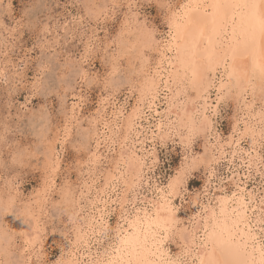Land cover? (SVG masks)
<instances>
[{"label":"rangeland","instance_id":"rangeland-1","mask_svg":"<svg viewBox=\"0 0 264 264\" xmlns=\"http://www.w3.org/2000/svg\"><path fill=\"white\" fill-rule=\"evenodd\" d=\"M166 2L0 0V230L3 233L0 232L6 237L0 240V264L16 263L21 251L28 256L25 264L59 262L74 238L75 225L87 212L86 205L96 195L95 190L101 188L103 176L120 153L128 155L131 140L122 139L121 119L138 100L143 72L139 69L141 60L135 58L138 49H124L118 42L125 37L128 41L137 37L133 28L140 24L163 40L169 30V9L177 7L181 0ZM143 53L148 56V50ZM153 58L149 54L151 63L155 61ZM211 91L214 104L215 91ZM165 92H160L161 100H157L161 120L165 116ZM259 95L255 106L264 111V90ZM100 100L109 104L104 110L105 137L100 134L105 140L97 148L87 120L99 110ZM240 111L233 97L221 101L215 113L209 111L212 127L209 143L203 132L183 139L184 128L178 134L171 128L176 122L167 125L173 119L171 115L167 124L162 122V137L160 133L153 136L150 130H155L153 125L160 116L146 114L147 120L141 121L145 128L137 136L139 142L134 148L149 155L150 168L136 190L134 203L129 202V212L136 207L147 208L156 197V188L166 185L181 169L184 183L181 193L172 201L179 227L181 223L188 225L192 214L209 197L224 191L229 193L232 179L244 187V192H256L257 200L264 198V138L253 146L244 137H238L237 144L228 142L234 119L242 114ZM211 144L223 145L220 157L209 165L197 161L195 168H187L185 163L205 156V147ZM50 150L51 159L47 157ZM246 151L255 157L250 159ZM216 156H219L217 149ZM120 188L124 189L117 187L115 192L121 191ZM69 189L74 198L82 192L81 210L77 213L74 201L64 194ZM196 196L200 198L194 208L192 201ZM30 204L37 218L35 229L31 227L33 218L25 219L21 212L23 206ZM114 206L108 211L110 226L116 221ZM22 223L31 227L26 234ZM111 231L104 236L101 246L93 245L97 252L112 241ZM251 236L264 244V226L255 228ZM163 246L174 256L180 250L179 239L174 234L165 239ZM8 253L10 260L6 261Z\"/></svg>","mask_w":264,"mask_h":264},{"label":"bare ground","instance_id":"bare-ground-1","mask_svg":"<svg viewBox=\"0 0 264 264\" xmlns=\"http://www.w3.org/2000/svg\"><path fill=\"white\" fill-rule=\"evenodd\" d=\"M169 11V30L163 40L157 39L152 31L140 24L133 28L137 37L129 41L125 37L118 42L124 49H138L140 56L135 58L141 60L140 62L138 59L139 69L143 72L138 100L133 109L121 119L122 139L131 140L130 151L128 155L120 153L114 159L111 169L103 176L101 188L95 190L96 195L86 205V214L75 225L74 238L56 264H264V244L250 237V232L259 228L261 218L264 217V207H261L264 198L257 200L256 192H244V187L237 180L232 179L229 193L221 191L222 194L209 197L207 203L200 202L202 208L192 214L194 216L188 220V225L181 223L179 227L172 209L173 198L181 193L184 183L182 169L171 176L166 185L156 188V197L149 201L147 208L136 207L129 212V202L134 203L136 190L150 168L149 155L140 154L134 148L135 143L139 142L137 136L145 128L141 121L147 120L146 114L151 117L160 116L153 125L155 130H150L153 136L159 135L164 124L162 122L169 120L171 115L173 119L166 124L176 122V126L172 125L171 128L176 129L178 134L184 128L186 135H183V139L195 132H203L206 136L204 139L208 142L212 130L209 111L215 113L221 101L233 97L236 109L241 110L242 114L234 119L228 142L237 144L238 137H244L247 144L253 146L264 138V111L255 106V101L259 98L257 95L264 90V40L261 39L260 19V14L264 11V0H181L177 7ZM224 15H227L229 21L226 34L223 29L218 26L214 28L213 25L214 19L219 20ZM130 22L126 23L128 29ZM146 50L148 56L143 53ZM149 54L155 56L153 63L149 60ZM211 89L215 91L212 98L214 104L210 99ZM162 91H166L163 120L157 107ZM106 104H109L108 101L100 100L99 110L92 119L89 116L90 120H87L90 122L91 138H94L96 147L101 140H105L101 137H105ZM100 134L103 135L100 137ZM207 146H204L205 156L193 158L191 163L187 161V168L193 167L197 161L209 165L223 153V145ZM235 147L237 146H234V151ZM216 149L219 156H216ZM50 151L47 154L49 159L53 155L52 150ZM246 152L250 159L255 157L254 153L250 155V152ZM152 154L155 157V153ZM121 186L124 189L120 188L122 190L116 193L117 187L119 189ZM64 194H68L69 200L74 201L75 213L79 212L82 192L75 198L70 189ZM130 194L131 200L128 198ZM199 198L200 196L193 197L194 208L199 204ZM112 203L115 204L113 209L116 213L114 226H110L108 221ZM31 206H23L21 212L25 219L33 218L31 227L35 229L37 218L32 213ZM20 223L17 224L21 226ZM22 226L25 234L28 233L31 227L24 223ZM110 229L113 232L112 241L97 252L98 248L93 245L101 246ZM1 232L0 240L4 238ZM172 234L179 239L180 250L176 256L166 252L163 246L165 239ZM23 253L21 251L20 260L14 264H25L28 256ZM7 260H10L9 253Z\"/></svg>","mask_w":264,"mask_h":264},{"label":"snow or ice","instance_id":"snow-or-ice-1","mask_svg":"<svg viewBox=\"0 0 264 264\" xmlns=\"http://www.w3.org/2000/svg\"><path fill=\"white\" fill-rule=\"evenodd\" d=\"M260 19H261V26H262L261 39L264 40V11L261 12ZM213 25H214V28L218 26L219 28L223 29V31L226 34L227 28L229 26L227 15H224L219 20L214 19ZM232 26H233V34L235 35V20L234 19L232 20ZM260 223L262 226H264V217L261 218ZM125 242L127 243L128 241H125Z\"/></svg>","mask_w":264,"mask_h":264}]
</instances>
